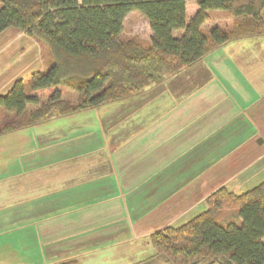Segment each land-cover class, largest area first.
<instances>
[{"label": "crops", "instance_id": "crops-1", "mask_svg": "<svg viewBox=\"0 0 264 264\" xmlns=\"http://www.w3.org/2000/svg\"><path fill=\"white\" fill-rule=\"evenodd\" d=\"M197 1L185 0L187 18ZM232 20L210 11L202 29ZM7 31L28 37L13 27L0 37ZM12 47L0 40V94L24 79L10 61ZM82 113L63 128L47 130L54 117L0 135V195L7 196L0 197V245L8 247L0 264H81L106 249L107 258L135 260L153 252L136 242L204 210L219 180L262 182L264 34L227 42L128 98ZM36 126L42 131L30 130ZM55 130L58 136H44Z\"/></svg>", "mask_w": 264, "mask_h": 264}, {"label": "trees", "instance_id": "trees-1", "mask_svg": "<svg viewBox=\"0 0 264 264\" xmlns=\"http://www.w3.org/2000/svg\"><path fill=\"white\" fill-rule=\"evenodd\" d=\"M214 10L232 23L205 31ZM131 12L148 21L149 43L123 38ZM10 27L47 47L52 59L0 94V114H13L0 135L128 98L227 42L263 35L264 0H198L190 18L185 0H0V33ZM205 203L185 223L151 233L145 261L163 255L169 264H264V180L241 194L218 188ZM230 208L239 223L220 220Z\"/></svg>", "mask_w": 264, "mask_h": 264}, {"label": "rangeland", "instance_id": "rangeland-1", "mask_svg": "<svg viewBox=\"0 0 264 264\" xmlns=\"http://www.w3.org/2000/svg\"><path fill=\"white\" fill-rule=\"evenodd\" d=\"M188 1H189V4H193L195 0H188ZM227 25L228 24L222 25V27H229ZM17 33H18V31H17ZM9 34H10L9 31H7L6 33H3L0 37V40L4 39L5 43L9 42V44L13 45L11 51L9 52V55L12 56V57H10L11 58L10 61L13 58L14 64H17L16 69L19 70V68H20L23 71V72H21L22 76L24 77L23 80L28 79L29 76L33 72H35L34 70L37 69L38 67H42L41 70L42 69L44 70V67L46 68V64L48 65V63L52 59V57L50 56L51 55L50 51L47 47H45L44 45L43 46L40 45V43H38V41L34 38L24 37V36L22 37V35H20V34H17L19 36L14 35V34H11V35H9ZM133 37H138V39L141 40L143 43H145V41L147 40V37H148V26L146 23V19L141 14H139L138 12L130 13L124 21L123 38L129 39V38H133ZM3 52H4V54H6L7 51L4 50ZM35 53H36V55H34ZM29 59H32V60H29ZM26 62H27L28 66L31 64V65H35V67L34 66L30 67L31 65L28 67L27 65H25L26 68L27 67L28 68L26 70H24L25 68H24L23 64H26ZM99 110L102 111V108L100 107ZM81 114H84V113L81 112ZM12 116H13V114H10L9 116L6 115L4 117V116H2V114H0V123L6 121L7 119H11ZM72 118H74L73 114L68 115L66 117L54 118L52 120L47 121V123H46L47 127L46 128H47V130L54 129L53 127L57 126V123H64L65 122L64 124H61L62 128H63V126H65V124H67V123H70L71 120H72V122H74ZM37 126L39 127L40 125H37ZM37 126L35 128L33 127L34 129H30V130H33V131L36 130L35 131L36 133L42 131V130L38 129ZM42 127L40 126L39 128H42ZM25 132L27 133L28 131H25ZM50 132H51V134H47V132H45L44 136L46 135L48 137V136L57 135L58 130L50 131ZM62 136H63V134H62ZM232 181L235 182L233 187H231L229 185L232 183ZM242 182H243V184H242ZM218 185L220 186V187L218 186V188L225 187L230 192H233L235 194H241V193H244V192L251 189V188H248V186L250 185V180H248V179H246V180H242V179L240 180L239 178L238 179H221V180H219ZM230 187L232 188L231 190H230ZM233 188L235 190H233ZM0 197L3 199L7 198L6 195H0ZM194 211H192L193 213L189 212L190 214L187 213L189 215L188 219H190L191 217L194 216V215H192L195 213ZM187 214H186V216H187ZM220 220L222 222H225V223H228L229 221H236L237 223H239L238 218H237V214H236V209L230 208V209L222 210V213L220 215ZM148 244H149L148 238H147V240L143 239L142 241L136 242V245L138 246V248H145L146 245H148ZM9 245H11V244H9ZM7 250H8L7 246L3 247L2 245H0V253L3 251L6 252ZM112 250H114V248ZM109 252L111 253L112 251L106 249V250H100V251H97L94 253H88L87 255L94 254V257H92V256L88 257L86 255V258L80 259V262H81V264H169L167 259L163 255L158 256V258H156L155 260H153L151 262H146L145 259L147 257H149V255H151L150 251L145 252V253L144 252L141 253L139 255L140 257L135 259V260H131L127 257L107 258V256L109 255ZM119 254L120 253L115 252L116 256ZM216 264H222V260H221V262L218 261Z\"/></svg>", "mask_w": 264, "mask_h": 264}]
</instances>
